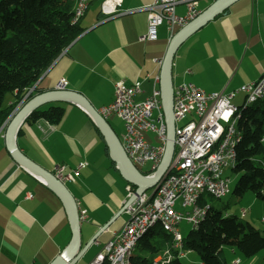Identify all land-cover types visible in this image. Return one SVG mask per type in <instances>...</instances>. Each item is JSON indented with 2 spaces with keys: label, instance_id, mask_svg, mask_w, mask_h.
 <instances>
[{
  "label": "crops",
  "instance_id": "1",
  "mask_svg": "<svg viewBox=\"0 0 264 264\" xmlns=\"http://www.w3.org/2000/svg\"><path fill=\"white\" fill-rule=\"evenodd\" d=\"M100 1H91L80 19L84 31L35 81L34 94L56 89L57 80L65 78V89L82 94L99 110L113 100L118 81L127 85L140 82L139 92L134 95L136 102L147 98L152 89H159L160 63L173 34L161 24L155 40L140 41L138 38L147 30V13L133 10L108 19L101 14ZM121 1V10L152 2ZM213 1L199 0L197 11ZM185 10V4L175 8L178 15L185 14ZM263 72L264 0H236L181 43L173 57L171 77L173 82L193 83L206 92L229 93L253 83ZM48 104L64 108L60 121L53 124L52 130L43 120L23 122L16 147L48 172L64 166V173L72 175V179L62 182L75 199L77 210L86 211L85 219L79 222L78 251L83 250L75 264H88L127 220L121 207L133 186L117 169L103 135L82 106L69 101L43 105ZM105 118L112 130L120 133L116 135L121 140L123 123L114 115ZM3 134L0 133V264H49L71 239L66 211L45 183L11 160ZM144 138L156 141L151 133H145ZM80 162L86 165L73 172ZM248 199V210L259 216V228H264V200ZM247 211L242 207L241 215ZM222 252L227 264L235 259H239L237 264H264L261 251L244 257L227 246Z\"/></svg>",
  "mask_w": 264,
  "mask_h": 264
},
{
  "label": "built area",
  "instance_id": "2",
  "mask_svg": "<svg viewBox=\"0 0 264 264\" xmlns=\"http://www.w3.org/2000/svg\"><path fill=\"white\" fill-rule=\"evenodd\" d=\"M91 1L93 0L74 1L73 22L80 21ZM198 1L152 0L151 3L132 10H121V0H101L100 11L108 19L133 10L145 11L147 30L138 39L153 41L161 24H165L172 35L176 29L197 16L200 12L197 11ZM179 4L186 6L183 15L175 12ZM57 81L56 90L66 88L65 78ZM32 88L29 90L32 91ZM139 89L138 81L130 85L123 80L118 81L113 90V100L102 106L98 112L104 118L115 114L123 120L124 131L120 143L125 156L140 172L139 166L150 162V171L153 173L163 153L166 125L159 90L152 89L147 98L136 102L134 95ZM237 91L244 92L241 106L264 98V72L253 83L240 85L229 93L206 92L189 82L173 86L175 136L170 165L155 187L136 195L132 203L125 207L127 220L100 247L101 250L88 264H133L130 258L139 239L156 223L171 235V243L170 247L163 249L150 264H172L175 258L184 254V247L181 245L183 238L177 227L180 220L185 219L191 223V228H196L207 213L208 198L220 199L228 192L229 178L223 177L222 173L225 167H234V150L240 138L236 125L241 106L231 100ZM44 122L49 130L53 129V124ZM145 133L153 134L158 143L145 139ZM85 165V162H80L72 171L77 172ZM63 170L64 166H57L53 171L54 176L60 181L72 179V175L65 174ZM132 190L133 187H130L128 196ZM178 198L179 206L184 209L182 212L174 206ZM242 212L244 213V210ZM78 216L79 222L83 221L86 211L78 210ZM238 262L239 259H235L230 264Z\"/></svg>",
  "mask_w": 264,
  "mask_h": 264
},
{
  "label": "trees",
  "instance_id": "3",
  "mask_svg": "<svg viewBox=\"0 0 264 264\" xmlns=\"http://www.w3.org/2000/svg\"><path fill=\"white\" fill-rule=\"evenodd\" d=\"M74 1L0 0V129L17 104L34 96L35 88L29 94L28 90L58 54L84 31L79 20L72 21ZM63 112L58 104L41 105L24 122L57 124ZM239 113L236 126L240 138L232 168L238 179L233 196L239 200L251 192L264 200V101L241 106ZM208 202L202 221L183 238L184 249L196 253L202 264H227L222 255L224 246L237 249L244 257L264 249V230L228 213L227 204L218 208ZM170 243L171 235L156 223L139 239V253L130 260L133 264H150ZM172 264L181 263L175 258Z\"/></svg>",
  "mask_w": 264,
  "mask_h": 264
},
{
  "label": "water",
  "instance_id": "4",
  "mask_svg": "<svg viewBox=\"0 0 264 264\" xmlns=\"http://www.w3.org/2000/svg\"><path fill=\"white\" fill-rule=\"evenodd\" d=\"M236 0H214L207 8L203 9L197 16L184 25L180 26L170 38L168 46L166 48L164 56L160 65L159 72V92H160V103L162 112L165 120L166 129V140H164V149L161 154V159L155 166L153 173L144 175L139 169L125 156V152L122 148L120 140L116 133L112 130L107 119L104 118L96 108L91 106L90 102L80 93L70 91L67 89L63 90H49L39 94H35L29 100H27L20 108L14 110L8 117L7 125L4 130V141L5 148L9 153L10 157L17 165L27 170L29 173L36 175L40 181L45 183L52 192H54L61 200L64 210L68 218V223L71 228V239L68 245L55 256V258L49 262V264H75V261L81 255L82 250L78 251L80 247V232L81 226L79 223V216L77 210V204L75 199L72 197L69 190L63 184L62 181L57 179L52 172L42 168L33 160H30L25 156L16 144V136L19 128L29 114L36 109V107L43 105L47 102H62L69 101L79 104L86 112L90 115V119L94 121L99 131L104 137L105 144H107L110 157L116 163L117 169L120 170L122 176L126 182H129L133 186L132 193L129 194L128 198L121 207L125 210L136 195L142 193L147 189H151L157 185L158 180L162 178L170 165L174 153V136H175V121L173 115V79H172V63L173 57L176 53V49L181 43L197 29L203 26L206 22L210 21L216 15L222 13L225 8ZM1 128V129H2ZM105 228V227H104ZM102 228V229H104ZM101 230V229H100ZM100 230L96 233L99 234ZM96 234L92 237L94 240Z\"/></svg>",
  "mask_w": 264,
  "mask_h": 264
},
{
  "label": "rangeland",
  "instance_id": "5",
  "mask_svg": "<svg viewBox=\"0 0 264 264\" xmlns=\"http://www.w3.org/2000/svg\"><path fill=\"white\" fill-rule=\"evenodd\" d=\"M173 83L175 85L179 84L178 82H173ZM176 83H178V84H176ZM181 83H183V82H181ZM30 92L31 91L28 90V94ZM234 96H235V98L232 99L233 103L237 104L238 106H241L242 101H243L242 98H244V92L237 91ZM259 100H261L263 102L264 98H261ZM24 103L21 101L19 104L16 105L15 108H13V111L17 110L18 108H20ZM48 106H49V104H48ZM111 115H114L116 118H118L119 122L123 123V126H124L123 120H121L115 114H111ZM110 120H113V118L110 117ZM7 121H8V118H7L6 121H4L5 125H7ZM4 130L5 129H2L1 133H4ZM116 133L118 135L120 134L119 132H116ZM149 142L158 143L157 141H151V140H149ZM150 167H151V163L150 162H145L144 164H142V166H139V168L141 169L142 172H149L150 169H151ZM222 176L229 178L228 190H227L228 192L224 196H222L220 199H216V198H212L211 197V198H208V201H211L212 204H214V206H216L218 208H222L224 205L227 204L226 211L228 213L235 214V216H238L240 219L250 223L253 227H255L256 229H259L260 231L264 230V228H259L260 227L259 216H255L256 214L252 215L251 212L248 210V208H249L248 202L250 200L248 198H256L255 195L253 193H251V192H246L241 199H239V200L235 199V197L233 196V191L232 190L234 189L235 183H236V181L238 179L237 178V174L233 172V170L230 168V166H227V167L224 168ZM148 193H150V190H148ZM257 202H262V200H258ZM179 205H180V200L178 198L176 200V205H174L175 209L178 210V211H181V212L184 211V209L181 206H179ZM242 207L245 208L246 211L248 210L245 215L244 214L241 215ZM259 209H261V207H259ZM127 218H128V215H127ZM177 227H178V230H179L178 232H180V235L182 236V238H185L186 235L188 234L189 230H191L192 225H191V223H189L185 219H183L182 221L180 220V222L177 225ZM223 248H227V246H224ZM138 250H139V248L137 247L135 249V253H139ZM183 252H185L184 253L185 255L182 256V258L180 259V263L181 264H202L201 261H200V258L197 256L196 253L194 254V252L188 251L186 249H184ZM261 252H264V249H262Z\"/></svg>",
  "mask_w": 264,
  "mask_h": 264
}]
</instances>
